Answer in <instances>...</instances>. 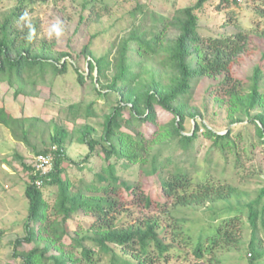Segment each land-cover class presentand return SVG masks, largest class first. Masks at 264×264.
Masks as SVG:
<instances>
[{
  "label": "trees",
  "instance_id": "trees-1",
  "mask_svg": "<svg viewBox=\"0 0 264 264\" xmlns=\"http://www.w3.org/2000/svg\"><path fill=\"white\" fill-rule=\"evenodd\" d=\"M16 2L0 21V82L6 78L10 87H17V96L24 94L32 74L43 77L51 67L54 74L61 75L71 65L81 84L90 79L99 94L116 95L118 101L105 115L100 138L88 124L73 131V140L88 149L83 160H71L66 154L69 134L64 128L51 137L50 148H33L37 156L56 147L53 172L42 188L35 185L39 176L34 159L27 165L23 157L15 156L31 172L25 191L29 206L24 236L13 241L8 264H179L193 257L200 261L207 255L220 263L216 251L239 246L246 225L251 230L247 245L250 261L257 264L264 260V184L254 200L216 212L215 219L226 218L196 240L192 231L185 230L186 220L173 214L176 208L229 202L236 193L225 180L212 181L211 152L200 168L192 170L196 177L186 166H195L200 131L214 140L213 148L225 163L233 155L235 166H240L232 130L217 133L204 122V112L190 104L201 80H213L204 98L227 106L229 125L253 124L264 143V25L262 30L239 27L234 35L204 39L197 11L209 0H198L170 13H154L147 23L150 26H145V16L134 22L126 35L114 39L112 51L105 56H95L92 49L99 34L90 36L77 54L78 60L87 61V76L67 61L74 57L71 52L60 51L54 57L45 49L36 51L38 25L32 27L26 20L27 9L35 0ZM108 10L103 0H82L76 30L101 21ZM244 56H258L250 76H241L237 70ZM152 61L166 71L167 81L148 69ZM70 109L75 117L80 113V105ZM17 119L0 106V125L12 128ZM188 120L195 123L191 134H186ZM30 131L22 127L23 143L30 144ZM178 148L183 156L180 165L174 160ZM168 151L170 155L165 156ZM96 157L103 164L94 172V180L74 183L67 177L69 164L83 170ZM135 166L136 180L120 174ZM46 187L56 189L50 196L52 202L45 197ZM6 233L0 229V241Z\"/></svg>",
  "mask_w": 264,
  "mask_h": 264
},
{
  "label": "rangeland",
  "instance_id": "rangeland-1",
  "mask_svg": "<svg viewBox=\"0 0 264 264\" xmlns=\"http://www.w3.org/2000/svg\"><path fill=\"white\" fill-rule=\"evenodd\" d=\"M109 5L108 13L97 23L81 26L77 29L80 3L82 0H35L32 8L27 9L26 20L30 26L38 25L36 51L45 49L47 53L57 57L60 51H68L73 58L67 61L74 63L81 72L88 76V65L84 59H77L90 36L99 34L94 41L92 49L97 57L105 56L113 49V42L117 36L127 34L128 27L140 22L145 16V26L151 21L154 13H170L173 10L193 6L198 0H103ZM17 6L16 0H0V21L2 14ZM138 10H142L139 13ZM199 20V33L202 38L231 36L238 32V28L253 29L264 25V0H209L205 6L197 11ZM90 60V59H88ZM258 56L252 58L244 56L237 66L241 76H250ZM148 69L153 70L165 81L166 71L152 61ZM26 74L27 86L24 94L15 95L17 87H10L6 78L0 82V106L3 105L12 114L16 115L17 122L13 127L0 125V229L6 230L5 237L0 241V264H8L13 250V241L18 236H24V220L27 216L28 201L25 197L26 187L30 182V174L16 159L21 156L26 164L33 163L35 157L33 148L42 150L50 148L51 137L56 130L64 128L69 137L65 142L66 154L71 160L81 161L88 153L86 146L73 140V131L85 124L92 126L95 137L100 138L105 115L117 103L116 95L109 97L99 94L89 79L81 84L75 69L68 65L65 74H54L51 67L45 69L43 77L36 74ZM96 76V72L94 73ZM3 79V80H4ZM31 82V83H30ZM213 80H201L193 90L190 104L204 112V122L219 134L232 130V138L237 144L240 156V166H235V158L229 155L225 163L221 153L213 148L214 140L200 131L199 139L195 144L196 162L194 168L186 165L191 172L202 166L208 152L214 160L209 172L213 182L225 180L227 185L236 188V193L229 202L217 201L208 203L204 207L176 208L173 210L179 219L183 217L185 230L193 232V239L204 230H210L212 225L222 221L226 216L215 219L216 212H220L229 205H245L254 200L257 191L264 184V143L260 142L253 124L245 121L229 125L230 118L226 105L214 99L208 101L204 98L206 90L213 84ZM80 105V113L73 114L71 106ZM91 112L90 114H88ZM24 119V121H23ZM37 120V121H35ZM186 134H191L195 123L186 122ZM31 129L29 143L21 141V130ZM165 156L170 153L165 152ZM175 163L182 164V151L178 148L174 152ZM219 163L218 167L215 163ZM68 163V162H67ZM103 164L101 158L96 157L91 163L79 170L73 164L67 167L66 175L74 183L80 180L91 182L94 172ZM120 174L127 180L137 179V166ZM193 175H196L193 172ZM54 187H46L44 194L47 201L52 202ZM172 201L169 208H172ZM246 219V216H242ZM187 230V231H188ZM250 228L246 225L240 232L239 246L219 248L215 258L210 255L205 259L196 261L193 257L189 261L179 264H253L247 245L250 240ZM191 250V248H189ZM212 260V261H210ZM257 264H264V260Z\"/></svg>",
  "mask_w": 264,
  "mask_h": 264
},
{
  "label": "built area",
  "instance_id": "built-area-1",
  "mask_svg": "<svg viewBox=\"0 0 264 264\" xmlns=\"http://www.w3.org/2000/svg\"><path fill=\"white\" fill-rule=\"evenodd\" d=\"M54 151H56V147H53V151L49 153L40 154L34 157L35 173L39 176L35 180V185L38 188L44 186L45 179L53 172L55 162Z\"/></svg>",
  "mask_w": 264,
  "mask_h": 264
}]
</instances>
